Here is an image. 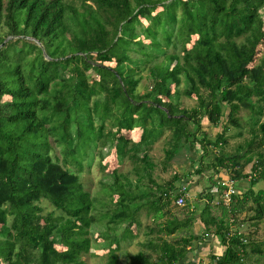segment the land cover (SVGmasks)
I'll return each mask as SVG.
<instances>
[{
	"label": "trees",
	"instance_id": "obj_1",
	"mask_svg": "<svg viewBox=\"0 0 264 264\" xmlns=\"http://www.w3.org/2000/svg\"><path fill=\"white\" fill-rule=\"evenodd\" d=\"M263 48L264 0H0V259L86 264L83 254L107 248L102 264H122L121 242L134 237L131 227L145 211L152 236L123 264H184L206 234L226 248L209 264H264V242L239 232L236 221L253 210L249 220L264 219V188H253L264 182V121L250 126L235 152L224 150L231 126L242 136V108L264 113ZM146 68L150 85L139 93ZM183 96L196 105L183 106ZM205 118L222 129L214 139ZM137 129L138 141L123 132ZM166 131L165 166L183 148H198L191 174L211 170L199 215L188 200L170 208L179 190H189L177 173L165 189L141 190L155 167L148 150ZM106 148L119 163L132 159L136 177L115 168L92 193L81 174ZM249 174L250 188L238 193ZM223 175L236 185L230 207L221 200ZM43 199L61 213L44 212ZM95 226L102 241L94 247Z\"/></svg>",
	"mask_w": 264,
	"mask_h": 264
},
{
	"label": "rangeland",
	"instance_id": "obj_2",
	"mask_svg": "<svg viewBox=\"0 0 264 264\" xmlns=\"http://www.w3.org/2000/svg\"><path fill=\"white\" fill-rule=\"evenodd\" d=\"M160 10V9H158ZM144 23L147 24L148 21L144 20ZM144 39V41L146 43H149L150 40L147 39L146 37H144L143 35H141L140 39ZM139 39V38H138ZM137 39V40H138ZM264 55V48L262 49V53ZM87 74H89V78L91 80V78H96L98 79V75L93 71V70H89L87 72ZM140 75L143 77V81L139 84V86L137 87V91L139 93H143L147 91V88L150 85V80L148 79V77H150V74L148 72V69H144L142 71H140ZM174 88V85L172 86ZM4 100H9L10 98L4 97ZM255 99V98H254ZM181 104L183 106H188V107H192L196 105V99L194 97L192 98H187V97H182L181 98ZM264 108V105H263ZM228 111V110H227ZM240 118V122L242 124V136H237L236 133L238 132V130H240V128H236L231 126L230 129L227 131L226 135L229 136L228 139V143L225 145L224 150L227 153H233L236 151V147L240 142H243V138L244 137H249L250 136V126L255 122H263L264 121V113L263 115H252L251 112L249 110H246L244 108H242L238 114H237ZM259 116V120L258 117ZM202 124L204 125V130L207 131V134L209 135V137L211 138H215L216 134L220 131L221 132V127L219 126H213L209 123V121L207 120V118L203 119ZM124 133L128 134L131 138H133L134 141H138L140 139V134H141V130L137 129V130H133V131H123ZM170 136V132L166 131L165 134H163L154 144H152V146L149 148L148 153L151 157V159L154 161L155 163V167L152 171V176L146 175L145 179L141 182L142 185L141 190H147V191H156L157 186H161L162 188H167L169 186V183L171 182L173 176L175 173L181 175V177L187 178L188 179V183H189V190H188V195H187V200L194 204V206L196 207V212H200V210L202 209V203H201V199L199 198V193L200 191H204V188H206V186L208 185V178H209V171L204 172L202 175H195V174H191V172H194L195 168L197 167V158L199 155V151L198 148L193 149L192 151L183 148L179 154H177V156L172 159L167 166H165L163 164V161L165 160V155H166V150L169 147L168 144V139ZM103 153L105 154V157L102 159V161L100 160L99 157H97V159L94 160L93 162V166L88 169L86 168L85 171L81 174V180L84 182V185L86 187V189H90L92 191V193H98V190L101 188L100 185V180L102 178V175H107V174H111L115 168H117L119 170V172L122 173H128L131 172L130 177L134 180L136 175L134 174L133 168L135 166V162L130 159V158H126L124 160L123 163H119L115 150L112 149L109 151L108 148L103 150ZM245 162V159L243 160ZM100 162L102 163L103 167L105 168L104 170L101 169L100 167ZM245 170L251 172L252 171V163H248L246 165ZM187 173V174H186ZM252 174V173H251ZM251 174L248 175V177L243 180L245 183L243 185V189L248 190L247 188H249L251 186V184L249 182H251ZM148 177L152 178L153 180L151 181ZM106 181H109L110 178L109 177H105L104 178ZM173 182V181H172ZM179 182H176L175 185L177 186ZM238 185V184H237ZM242 187V186H241ZM254 188L256 190L262 189L264 188V182H259L257 183ZM243 190V191H244ZM223 192V189H222ZM41 206L44 208V212L46 211H55V214L57 212V214L59 215L61 213V211L54 209V206L52 205V203L48 200H42L41 201ZM249 205L254 206L255 204H252L251 202H249ZM170 208H172L173 210H180L179 206H173L171 205ZM185 208V207H184ZM187 208V207H186ZM185 210V209H182ZM59 212V213H58ZM255 214V211H248V215L245 216L243 219H241L242 215L237 219L238 223L243 222L246 223L247 221L249 222V218L250 216H253ZM138 219V224L136 226L131 227V229H133V233H134V237L125 239L121 242L122 244V249L119 251L120 254V262L123 264L125 262V257L124 254H126V256L129 255H133L136 254L137 252H139L140 250L145 251L146 250V245H144L150 238L152 235H150L149 232V226L152 225V217H148L145 213V211H142L140 213V215L137 217ZM107 222V219H103L101 222H99L100 226H103L104 223ZM258 224L260 222V224L262 225H257L258 230H255V226H250L249 224L245 225L244 227H242V229H238L239 232H245V234H250L248 235L249 238L251 240H256L257 242H264V219L258 221ZM127 222H123L121 227L122 229L124 227L127 226L126 224ZM251 223V222H250ZM256 221H253L252 224H255ZM79 224L81 225H85L88 226V221L87 220H82L79 221ZM100 226H95L94 228H96L93 232H92V236L93 239H96L93 241V245L95 247L96 242L102 241V238L99 235L100 232ZM105 227V226H104ZM119 228V227H118ZM117 229V228H116ZM121 229V230H122ZM110 231L113 230L109 229ZM264 249V246H262ZM59 248L64 249L63 246H60ZM114 248V247H111ZM109 249L104 248V249H100V248H94L91 250V252L95 253L94 256H89L88 254H83L82 258L84 261H86V264H102L103 262H105L106 258H107V254H108ZM200 255V253H199ZM195 262L194 264H198L199 261H203V258L200 260L199 258H195ZM198 259V260H197ZM205 261V260H204ZM0 264H5V262H3L2 259H0Z\"/></svg>",
	"mask_w": 264,
	"mask_h": 264
},
{
	"label": "crops",
	"instance_id": "obj_3",
	"mask_svg": "<svg viewBox=\"0 0 264 264\" xmlns=\"http://www.w3.org/2000/svg\"><path fill=\"white\" fill-rule=\"evenodd\" d=\"M225 176L223 175V180L224 179H226V178H224ZM221 178V179H222ZM261 182V181H260ZM244 181L243 180H241V181H238V186H237V188H238V190H239V192L238 193H243V192H245V191H247L246 189L244 190L243 189V185H244ZM250 183V182H249ZM259 183V182H258ZM242 186V187H241ZM250 188V187H249ZM249 188H247V189H249ZM254 188V187H253ZM211 191H213V192H217V187H212L211 189H210ZM244 190V191H243ZM254 190L255 191H258V190H256L255 188H254ZM217 197L215 198V203L216 202H218V197H220V196H218V194L216 195ZM203 201H205L206 202V200H202L201 201V203H202V206H203ZM192 204V203H191ZM193 205V207L192 208H194V204H192ZM195 207H197V206H195ZM201 211V210H200ZM199 213L200 212H198L197 213V215H199ZM242 215V216H241ZM241 215H239V216H241L242 218L241 219H243L245 216H247L248 215V212H243ZM239 216H238V218H239ZM237 221V220H236ZM251 222V223H250ZM253 223V221L252 220H250L249 222L247 221L246 223H244V221L243 222H241V226L239 227V229H242V227H244L245 225H247V224H249L250 226L252 225V226H255L256 228H255V230L254 231H256V230H258V228H257V225L256 224H252ZM259 225H262V224H258V226ZM235 228V227H234ZM236 229V228H235ZM194 231H195V233L196 234H200V235H202L204 232H203V225L201 224V222L199 221V220H197L196 222H195V224H194ZM198 244V245H197ZM225 246L224 245H222L221 244V242H220V240H219V238L218 237H216V236H213V235H211V234H206V235H203L200 239H199V241L198 242H195L194 243V249H193V251L191 252V254L187 257V259H185V262H184V264H194V262H195V258H199L200 260L203 258V260H205L204 262L206 263V264H209V262H210V258H209V255H216V256H220V255H222L223 254V252L225 251ZM199 253H200V255H199ZM249 259V258H248ZM251 260H253V261H255V262H253L254 264H261L262 262H263V259L261 258L260 259V261L259 260H257V259H255V258H250ZM249 259V260H250ZM198 260V259H197ZM257 260V261H256ZM257 262V263H256ZM204 263V264H205Z\"/></svg>",
	"mask_w": 264,
	"mask_h": 264
},
{
	"label": "built area",
	"instance_id": "obj_4",
	"mask_svg": "<svg viewBox=\"0 0 264 264\" xmlns=\"http://www.w3.org/2000/svg\"><path fill=\"white\" fill-rule=\"evenodd\" d=\"M223 182L225 185H227V187L226 189H223L221 200H222L223 205H225L226 207H230L232 203V197L236 191V187H235L236 185H235L234 179L232 178H226L223 180ZM180 192H183V193L177 197L175 203L178 206H184L187 203L188 191L184 192L183 190H179V193ZM200 264H204V263H200Z\"/></svg>",
	"mask_w": 264,
	"mask_h": 264
},
{
	"label": "clouds",
	"instance_id": "obj_5",
	"mask_svg": "<svg viewBox=\"0 0 264 264\" xmlns=\"http://www.w3.org/2000/svg\"><path fill=\"white\" fill-rule=\"evenodd\" d=\"M199 262H200V261H199ZM200 263H205V262L201 260V262H200ZM205 264H206V263H205Z\"/></svg>",
	"mask_w": 264,
	"mask_h": 264
}]
</instances>
